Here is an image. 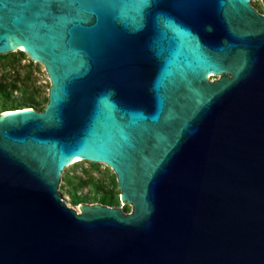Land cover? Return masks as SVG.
Here are the masks:
<instances>
[{"label": "water", "instance_id": "water-1", "mask_svg": "<svg viewBox=\"0 0 264 264\" xmlns=\"http://www.w3.org/2000/svg\"><path fill=\"white\" fill-rule=\"evenodd\" d=\"M16 51L49 86L41 111L0 112V264H264L249 0H0V55ZM71 161L109 168L129 212L67 206Z\"/></svg>", "mask_w": 264, "mask_h": 264}, {"label": "rangeland", "instance_id": "rangeland-1", "mask_svg": "<svg viewBox=\"0 0 264 264\" xmlns=\"http://www.w3.org/2000/svg\"><path fill=\"white\" fill-rule=\"evenodd\" d=\"M249 1L259 14L264 15V7L260 0ZM5 56L0 59V84L6 88L7 92H10V96L0 94V112L3 109H10V105L15 103L36 111L43 108L49 83L42 66L31 62L24 54H18V51ZM213 78L209 77L210 80ZM27 99L33 100L35 104H24ZM112 180L113 174L105 165L76 161L62 171L57 192L67 206L77 210V205H72L69 201L71 192L78 196H88L90 200L86 201V204H99L95 196L101 195L103 190L110 192L113 197H118V190ZM116 207L123 212L130 210L128 205L119 202Z\"/></svg>", "mask_w": 264, "mask_h": 264}, {"label": "trees", "instance_id": "trees-1", "mask_svg": "<svg viewBox=\"0 0 264 264\" xmlns=\"http://www.w3.org/2000/svg\"><path fill=\"white\" fill-rule=\"evenodd\" d=\"M18 54L23 55L21 52H18ZM5 57H6L5 55H0V59H3ZM0 94L5 95L6 97L10 96V92H7L6 88L1 84H0ZM24 104L34 105L35 102L33 100L27 99V101H25ZM4 107H6V106H4ZM10 107H11L10 109H3V111H10V110H16V109L24 108V107H22V104H19V103L11 104ZM29 107H31V106H29ZM41 110H42V108H39L37 111H41ZM112 183H113V185H115L114 176H113ZM95 197L98 200L97 202L101 205L114 206V207H116L118 205V197H113L111 195V193L108 191L103 190L101 195H97ZM88 200H90V198L88 196H84V195L78 196L74 192H71L69 201L72 205L76 206L80 203H85Z\"/></svg>", "mask_w": 264, "mask_h": 264}, {"label": "bare ground", "instance_id": "bare-ground-1", "mask_svg": "<svg viewBox=\"0 0 264 264\" xmlns=\"http://www.w3.org/2000/svg\"><path fill=\"white\" fill-rule=\"evenodd\" d=\"M76 161H71V164L75 163Z\"/></svg>", "mask_w": 264, "mask_h": 264}]
</instances>
